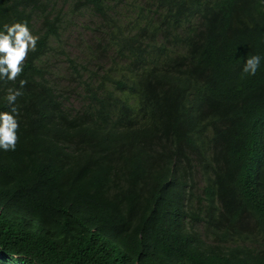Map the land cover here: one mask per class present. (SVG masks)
<instances>
[{
    "label": "trees",
    "instance_id": "trees-1",
    "mask_svg": "<svg viewBox=\"0 0 264 264\" xmlns=\"http://www.w3.org/2000/svg\"><path fill=\"white\" fill-rule=\"evenodd\" d=\"M81 15L97 38L74 56ZM13 21L40 38L0 81V111L27 81L0 264H264V59L242 73L264 57L261 0H0Z\"/></svg>",
    "mask_w": 264,
    "mask_h": 264
},
{
    "label": "clouds",
    "instance_id": "clouds-1",
    "mask_svg": "<svg viewBox=\"0 0 264 264\" xmlns=\"http://www.w3.org/2000/svg\"><path fill=\"white\" fill-rule=\"evenodd\" d=\"M264 3V0H261ZM39 35L32 32L27 21H13L0 25V81H15L24 70V61L30 51H35ZM259 54L246 56L242 73L255 75L261 65ZM27 83L19 80L20 87L6 89L4 99L10 110L0 111V150H15L19 128L18 109L15 102L22 95V88Z\"/></svg>",
    "mask_w": 264,
    "mask_h": 264
},
{
    "label": "rangeland",
    "instance_id": "rangeland-1",
    "mask_svg": "<svg viewBox=\"0 0 264 264\" xmlns=\"http://www.w3.org/2000/svg\"><path fill=\"white\" fill-rule=\"evenodd\" d=\"M57 9L59 10L60 8L57 7ZM67 21L64 26L62 46L72 55L80 56L81 49L87 48V45H91L93 41H96L97 35H95L92 29L95 21L93 19L90 21L83 15L68 19ZM53 62V70L62 77L63 69L66 66L64 57L55 53Z\"/></svg>",
    "mask_w": 264,
    "mask_h": 264
}]
</instances>
